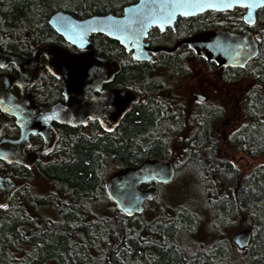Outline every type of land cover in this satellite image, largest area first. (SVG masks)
I'll return each instance as SVG.
<instances>
[{
    "label": "trees",
    "instance_id": "trees-1",
    "mask_svg": "<svg viewBox=\"0 0 264 264\" xmlns=\"http://www.w3.org/2000/svg\"><path fill=\"white\" fill-rule=\"evenodd\" d=\"M136 1L0 0V49L21 56L37 45L58 43L60 37L48 24L57 10L75 18L116 15ZM222 16L213 21L189 19L174 37L217 24L232 31L244 26L240 9L232 11L229 19ZM249 28L258 53L242 69L229 71L233 84L244 85V121L229 133L226 147L234 154L264 160V8L256 11V22ZM91 41L97 56L120 64L113 82L131 92L130 87L136 86L145 103L138 102L111 130H102L96 123L83 134L65 127L63 156L43 167L42 183L21 188L7 208L0 209V264H264V162L242 173L220 150L219 132L210 123L216 116L189 112L183 122V116L163 113L153 96L158 83L146 76L148 65L131 66L129 54L113 40L93 35ZM180 54L178 50L162 57L171 74L185 64ZM148 157L171 162L175 177H183V168H190L200 182L204 205L217 221L208 222L204 208H199L201 214L194 206L180 205L175 210L166 195L169 184L158 186L159 194L145 203L142 214L126 217L119 212L105 193L108 167L136 166ZM193 183L195 187L196 180ZM48 207L55 217L38 218L41 209ZM224 226L229 229L227 238L221 233ZM203 227L212 234L210 242L198 234ZM242 228L255 236L249 250L239 251L230 237ZM184 240L201 247L193 250L182 245ZM227 248L233 253L228 261L221 254Z\"/></svg>",
    "mask_w": 264,
    "mask_h": 264
},
{
    "label": "water",
    "instance_id": "water-1",
    "mask_svg": "<svg viewBox=\"0 0 264 264\" xmlns=\"http://www.w3.org/2000/svg\"><path fill=\"white\" fill-rule=\"evenodd\" d=\"M176 0H137L123 7L122 15L112 13L92 15L83 19L58 10L50 15L49 26L66 42L83 50L72 54L68 50L51 44H42L36 48L30 59H23L0 49V65H13L18 71L17 77L6 79L8 85H20L26 79L35 81L43 68L55 78L61 80L63 101L56 103L44 112L41 123L34 120L39 110L33 104L30 93L24 87L21 98L16 99L7 89H0V110L15 117L17 125L23 130L24 138L29 134L41 135L48 147L53 142L54 131L51 122L69 126L85 125L89 120L96 121L104 130H111L129 112L136 97L123 89H102L120 71L119 64L111 58L95 54L90 36L101 34L117 41L126 53L131 52L135 61H149L151 53H172L182 44L187 45L197 57L218 66L243 68L258 53V44L248 29L232 32L228 29L204 31L179 41L173 47L150 48L144 40L152 27L161 31L172 26L178 16L190 17L207 11L227 12L235 8L244 9L242 20L247 26L256 22L255 13L264 8L259 0L251 9L233 3L232 0H200L203 4L215 7H194L172 9ZM231 5V6H228ZM175 14L170 19H162L169 12ZM46 59L41 64L40 58ZM4 77L0 76V83ZM198 100L203 97L196 95ZM47 119V120H46ZM46 120V121H45ZM0 146L3 147V144ZM0 158L5 159L0 154ZM175 174L173 165L161 157H149L136 166L121 167L106 180L105 192L115 207L126 217L139 215L144 203L158 195L155 186L141 189L139 185L150 182L169 183ZM14 183L5 185L0 178V205L6 202ZM250 229L243 228L232 235L233 243L239 248L247 247L251 241Z\"/></svg>",
    "mask_w": 264,
    "mask_h": 264
},
{
    "label": "flooded vegetation",
    "instance_id": "flooded-vegetation-1",
    "mask_svg": "<svg viewBox=\"0 0 264 264\" xmlns=\"http://www.w3.org/2000/svg\"><path fill=\"white\" fill-rule=\"evenodd\" d=\"M243 11L244 10H242V12ZM230 13L231 12L207 11L204 12L203 14H198L190 17L178 16L176 20L173 22V25L165 27L163 31H161L157 27H152L147 32L144 41L148 43L150 48H155V47L171 48L179 41L184 40L197 33L218 29V28L228 29L223 27L222 24H217L216 25L217 27L215 28H210L203 31L195 32L192 33L191 35L183 36L179 38L174 37L175 35L178 34L177 33L178 28L182 29V26H184L185 21L189 19H194V22L196 21L201 22L203 20L213 21L214 20L213 18L222 19L223 17L222 15H225V17L229 19ZM116 15L117 16L122 15V11L120 14H116ZM77 19H83V18H77ZM244 29L250 30L256 40V37L252 29L246 26L245 24L242 27V29L233 32L238 33ZM93 35H101V34H93ZM93 35L90 36V41ZM101 36L109 39L104 35ZM58 37H60L58 43H44V44H51L58 46L60 48L68 50L72 54H80L83 52V50L77 49L76 47L66 42L60 35H58ZM114 42L118 43L117 41ZM40 45H37L36 47L32 48L29 51V53H25L21 56H17V55L16 56L23 59H30L32 57L33 52ZM178 50H181L180 55L183 61L185 60V64H182L179 70L177 71L174 70L175 74H171L173 71L170 69L169 66L165 65L162 62V57L167 54L173 55ZM150 55L151 58L149 61H135L131 59L130 64L131 66H135L137 63H146L148 65L149 68L147 70L146 76L149 81L156 80V82L158 83V87L156 91H154L153 96L156 100V103H158L160 109L163 111V113L167 114L168 116H184L185 113H189V112L190 113L204 112L205 114L208 115L210 114L211 117L219 116V115L223 116L224 114L228 113L229 110H231L233 105L238 109L237 113L239 114V119L237 121H240L241 117H244L243 106L240 104L239 97L237 96L236 92L233 90V86H231L233 81H231L229 77L230 74L229 71H231V69H242V68L218 66L213 62H207L203 59H199L194 55L193 51L187 45L184 44L178 46L176 50L172 53L150 52ZM40 61L41 64H45L46 59L44 57H41ZM18 75H19L18 69L13 65H5L0 67V76L4 77V81L0 83V89L3 90L7 89L13 97H15L16 99H20L23 89L24 87H26L30 93V97L33 101V104L35 105L36 108H39L36 109L39 111L36 113V115H34V120H36L38 123H41L44 120L41 118L43 116V111L47 112L56 103L63 101L62 82L61 80L55 78L50 72H48L47 69L43 68V70L40 73V76L35 81L26 79L22 81L20 85L13 84L9 86L8 81L6 79L10 77H17ZM188 78H194L196 80L195 85L193 88L192 86H189V92H184L183 89H186L185 88L186 80ZM113 79L109 83L103 84L101 88L123 89L128 91V89H126L128 88V86H122L118 83H114ZM130 88L133 91L132 92L128 91V92H130L136 97V101L131 106V108L135 106L138 102L145 103L144 93L140 89L136 88V86L134 85L131 86ZM197 94L202 96L203 100H198L196 98ZM213 122L214 120H210L211 124ZM92 123H96L100 127V129L104 130L96 121H90V120L85 125H77V126H69L65 124H59L57 122H51L50 126L54 131V137L52 143H51V139L48 137L49 144L48 147L46 148V142L41 135L29 134L26 138H24L23 130L20 128V125L16 124L15 117L0 110V145L3 144V147L0 146V154L3 155V157H5V159L0 158V178L5 180L6 186H8L11 183H14L15 185L14 189L12 190V192H10L7 198L8 200L6 199V202L3 205H0V209L7 208L9 199L17 191L21 190V188L31 189V187L34 184L36 185L42 183V180L39 179H41V176L44 175V173L42 172L43 167L54 162L57 157L61 158L63 156L64 147L62 146V142L64 141L61 142L62 140L61 137L62 134L66 132L65 127L79 129L80 133L83 134L89 130ZM227 123L228 121L224 120L222 125L224 124L226 125ZM237 126L235 128H237ZM233 129H230L229 127H226L224 129L223 131L224 140H227L226 136L228 132H230ZM158 185L156 183L150 182L148 183L147 188L157 186L158 189ZM47 192L50 193L51 191L48 190ZM51 205H53V203ZM41 206L42 205H40V208H42ZM46 218L52 220L50 214H48ZM251 234H252V238L247 247L243 249H239L234 244L233 246L236 247L237 250L239 251L249 250L252 245L251 244L252 239L255 236L254 231H251ZM228 245L232 247L231 244L228 243ZM245 253L246 252H244V254ZM221 254H225L227 261L228 259L233 257L231 248L230 249L227 248V252L225 249V251H223V253Z\"/></svg>",
    "mask_w": 264,
    "mask_h": 264
},
{
    "label": "rangeland",
    "instance_id": "rangeland-1",
    "mask_svg": "<svg viewBox=\"0 0 264 264\" xmlns=\"http://www.w3.org/2000/svg\"><path fill=\"white\" fill-rule=\"evenodd\" d=\"M195 81L196 80L194 78H188L186 80V86H185L186 89H183L184 92H189V86H192V88H193L195 85ZM233 83L231 84V86H233V90L236 92L237 96L239 97L240 104L242 105V98H241L242 91H241V89L244 85L243 84L240 85L239 83H236V84H233ZM237 112H238V109L232 105V108H231V110L228 111V113L224 114L223 116H221V115L216 116V118L214 119V122L211 125L214 126V128L219 132V137L221 138V142H220L219 147H220V150L222 151V154L228 158V160L230 161V163L234 167L238 168L242 173L246 174V173H250L252 171V169L257 164L263 163L264 160H262V159L252 160L243 154H237V153L234 154L229 148L226 147V140L223 139L224 129L226 127L233 129L237 125L242 124L244 121L243 120L244 117H241L240 121H237L239 119V114ZM185 117L186 116L184 115L183 116V119H184L183 122L186 121ZM224 120L228 121V123L226 125L225 124L222 125ZM230 132H228L227 136L229 135ZM227 136H226V138H227ZM117 168H118V166H115V165L108 167V173L111 174ZM181 175H184V176L183 177H177V176L174 177V179L169 183V186L166 189V195L170 199V205L174 209L176 208L175 210H178L177 208L180 205H184L182 207L185 209L186 208L190 209L189 206H194L195 210L199 213H200L199 208H204L203 211H205L206 216H207L206 220L208 222L209 221L216 222L217 220H216L215 215L209 211L210 210L209 207L204 205L205 200L203 198V190L200 189V182L198 181L196 176L192 173L191 169L190 168H183V174H181ZM195 180H196V186L193 187V185H194L193 182ZM150 212H151V209H149L146 213L150 216ZM153 213H154V210L152 209V215H153ZM48 214H50L51 218H54L55 217L54 209H52L51 207L43 208V210L41 209V211L39 212V214L37 216H38V218L46 219V216ZM148 215H146V216L149 217ZM226 224H228V222ZM221 233H223V235L226 236L229 234V229L225 228V226H224L221 229ZM198 234L201 237L206 236V238H208L209 235H212L205 230V227H203L202 229H199ZM226 238H227V236H226ZM207 242H210L209 238L207 239ZM182 245L189 247L193 250L201 247L197 243H191V242L186 241V240L183 241ZM232 260H234V259H231V261ZM235 264H236V262H235Z\"/></svg>",
    "mask_w": 264,
    "mask_h": 264
},
{
    "label": "snow or ice",
    "instance_id": "snow-or-ice-1",
    "mask_svg": "<svg viewBox=\"0 0 264 264\" xmlns=\"http://www.w3.org/2000/svg\"><path fill=\"white\" fill-rule=\"evenodd\" d=\"M233 3L239 4L242 7H246L251 9L252 7L255 6V0H232ZM259 2L261 4H264V0H259ZM215 7L216 5L214 4H203L200 2V0H176V2L172 5H170V7L172 9H188V8H194V7H199V8H203V7ZM231 6V5H228ZM175 12H169L167 14V16L163 17L162 19H170L172 15H174ZM0 67H2V65H0Z\"/></svg>",
    "mask_w": 264,
    "mask_h": 264
},
{
    "label": "bare ground",
    "instance_id": "bare-ground-1",
    "mask_svg": "<svg viewBox=\"0 0 264 264\" xmlns=\"http://www.w3.org/2000/svg\"><path fill=\"white\" fill-rule=\"evenodd\" d=\"M57 11H58V10H57ZM55 12H56V11H55ZM53 13H54V12H53ZM53 13H52V14H53ZM108 14H110V13H108ZM104 15H105V14H104ZM73 17H74V16H73ZM74 18H75V17H74ZM183 63H184V62H183ZM156 197H157V196H156ZM7 200H8V199H7ZM152 200H153V199H152ZM143 212H144V211H143ZM141 214H142V213H141ZM47 216H48V215H47Z\"/></svg>",
    "mask_w": 264,
    "mask_h": 264
}]
</instances>
